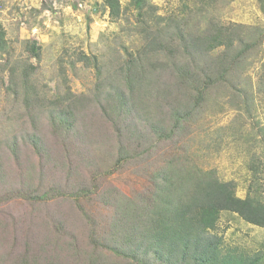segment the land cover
I'll return each instance as SVG.
<instances>
[{
  "label": "rangeland",
  "instance_id": "obj_1",
  "mask_svg": "<svg viewBox=\"0 0 264 264\" xmlns=\"http://www.w3.org/2000/svg\"><path fill=\"white\" fill-rule=\"evenodd\" d=\"M119 1L127 11L120 20L110 21L101 0H0V24L7 43V51L0 52V164L4 174L0 177V196H6L0 201V264H13L12 256L22 255V244L29 253L46 252L39 241L51 244L58 236L65 242L74 238V243L86 252L91 224L96 236H102L98 241H109L111 207L99 200L106 196L133 201L142 197L150 188L151 173L164 161L163 157L169 156V149L176 148L174 152L182 160L190 159L204 170H215L221 180L233 181L240 198L245 196L252 162L258 166L259 183L264 182V0H217L203 13L199 9L205 8L204 5L193 0H145L148 5L143 11L151 10V15L140 20L136 9L129 6L131 0ZM156 16L164 19L162 26L167 19L185 17L189 33L214 22L224 27L241 25L245 33H250L246 39L257 46L248 54L246 63L242 61L243 65L235 67L226 79L207 91V102L196 122L166 144L156 145L146 162L139 163L136 159L124 165L115 162L119 135L95 106L91 110L93 116L85 120L87 125L79 126L78 135L70 133L65 145L67 152L50 134L44 133L47 144L59 146L51 150L56 158L66 153L74 160L89 161L68 167L69 173L66 168L54 170L50 165H42L43 187L66 181L70 193L77 182H92L97 192L90 195L89 205L84 202L77 209L72 201L64 202L62 198L22 204L10 194H16L14 186H22L16 174L27 163L38 170L39 162L25 145L21 148L22 165L17 167L8 156L6 140L21 143L31 124L41 125L42 131L47 129L49 109L66 104L71 95H87L98 84L92 66L84 67L77 61L80 53L95 56L103 63L104 71V63L117 61L125 55V49L139 45L144 20L151 24L149 19ZM35 51L37 57L32 54ZM219 51L208 56L214 57ZM236 53L234 50L229 55ZM27 101L31 115L27 113ZM34 182L37 181L32 178L31 184ZM215 233L222 238L223 252L229 249L249 254L264 252V228L248 225L235 214L221 212ZM42 256L45 260L41 263L50 259L47 254ZM65 261L71 263V255Z\"/></svg>",
  "mask_w": 264,
  "mask_h": 264
},
{
  "label": "trees",
  "instance_id": "obj_2",
  "mask_svg": "<svg viewBox=\"0 0 264 264\" xmlns=\"http://www.w3.org/2000/svg\"><path fill=\"white\" fill-rule=\"evenodd\" d=\"M193 1L204 5L205 8L199 9L203 13L217 0ZM145 2L130 1L129 6L137 11V20L151 15V10L143 11L148 5ZM101 6L110 21L120 20L127 11L119 0H101ZM185 19H167L163 26L164 19L160 16L150 18L151 24L144 20L139 45L125 49V55L117 61L104 63V71L103 63L95 56L79 54L77 61L84 67L92 66L98 84L87 95H71L64 105L56 102L57 107L47 112V129L42 131L41 125L31 124L21 137V143L16 139L6 140L8 156L17 167L22 165L21 148L25 145L39 162L38 170L30 163L20 167L16 177L22 186H14L16 194L10 192L11 195L23 201L22 204L45 203L56 198L72 201L76 209L82 208L84 202L90 204V195L97 192L95 184L77 182L71 186L74 192L70 193L66 181L45 189L41 166L50 165L54 170L66 168L69 173L72 165L87 163L88 159L74 160L66 153L56 158L51 150L59 146L47 144L43 135L50 134L67 152L65 145L70 133L77 136L79 126L87 125L85 120L93 116L94 106L116 128L120 142L114 149L115 162L123 165L134 159L139 163L149 160L156 145L166 144L196 122V116L207 102V91L226 79L235 67L243 65L242 61L246 63L248 54L257 45L246 39L250 33H245L244 26L224 27L214 22L189 33ZM218 49V55L208 56ZM233 49L237 53L230 56ZM6 51L5 30L0 24V52ZM32 54L38 56L36 51ZM23 73L25 80L26 70ZM27 102V113L31 115L30 102ZM175 149H169V156L163 157L164 161L154 168L148 179L150 188L142 197H136L135 201L114 196L99 200L111 207L109 241H98L102 236H96L95 226L91 224L86 243L88 251H81L74 238L65 242L58 236L51 244L38 240L46 249L38 254L29 253L28 247L22 244V255L12 256L13 264H54V261L56 264H119L120 260L122 264H133L130 261L138 264H264L263 251L249 254L229 249L223 252L222 238L215 233L221 212L235 214L248 225L264 228V182L259 183L258 166L253 162L249 165L250 180L245 196L240 198L233 181L221 180L215 170H204L190 159L182 160ZM92 164H88L89 168ZM2 166L0 164V177H4ZM32 178L37 182L31 184ZM5 197L0 196V201ZM58 229H61L59 225ZM27 243L30 246V241ZM13 250L15 252L16 248ZM43 254L50 259L41 263L45 260ZM68 255L73 260L71 263L65 261Z\"/></svg>",
  "mask_w": 264,
  "mask_h": 264
}]
</instances>
